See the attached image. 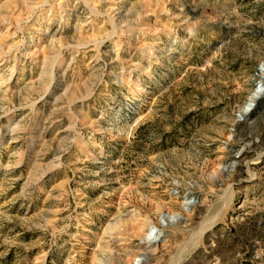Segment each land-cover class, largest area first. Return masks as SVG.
Wrapping results in <instances>:
<instances>
[{"label":"rangeland","instance_id":"rangeland-1","mask_svg":"<svg viewBox=\"0 0 264 264\" xmlns=\"http://www.w3.org/2000/svg\"><path fill=\"white\" fill-rule=\"evenodd\" d=\"M263 63L264 0H0V264H264Z\"/></svg>","mask_w":264,"mask_h":264},{"label":"bare ground","instance_id":"bare-ground-1","mask_svg":"<svg viewBox=\"0 0 264 264\" xmlns=\"http://www.w3.org/2000/svg\"><path fill=\"white\" fill-rule=\"evenodd\" d=\"M260 69H264V63L260 65ZM261 73H264V71H262ZM260 84H261V86H260L259 90H256L253 93L251 99L249 100V103L244 108V112H248V109L252 106V104L257 100V98L259 96L262 95L261 93L264 91V89H263L264 86H262V85H264V83H260ZM152 236H154V233L152 234Z\"/></svg>","mask_w":264,"mask_h":264},{"label":"water","instance_id":"water-1","mask_svg":"<svg viewBox=\"0 0 264 264\" xmlns=\"http://www.w3.org/2000/svg\"><path fill=\"white\" fill-rule=\"evenodd\" d=\"M260 71L262 72V71H264V69H260ZM260 86H261V84H260ZM263 95V94H262ZM240 119H242V116H240L239 117ZM173 219V218H172Z\"/></svg>","mask_w":264,"mask_h":264}]
</instances>
